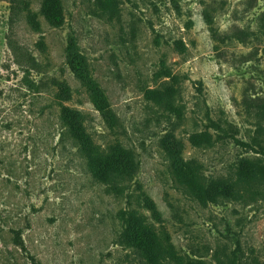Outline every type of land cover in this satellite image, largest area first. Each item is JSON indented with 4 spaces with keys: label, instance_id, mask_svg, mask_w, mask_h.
Masks as SVG:
<instances>
[{
    "label": "rangeland",
    "instance_id": "obj_1",
    "mask_svg": "<svg viewBox=\"0 0 264 264\" xmlns=\"http://www.w3.org/2000/svg\"><path fill=\"white\" fill-rule=\"evenodd\" d=\"M107 1L60 0L55 27L44 0H0V264H148L119 219L132 208L185 264L224 253L264 264V190L202 206L165 147L177 142L212 179L235 180L243 161L264 165V0ZM152 91L160 105L145 98ZM65 107L100 151L119 143L135 154L124 195L92 176ZM205 131L213 146H192ZM142 193L159 219L139 207Z\"/></svg>",
    "mask_w": 264,
    "mask_h": 264
},
{
    "label": "trees",
    "instance_id": "obj_2",
    "mask_svg": "<svg viewBox=\"0 0 264 264\" xmlns=\"http://www.w3.org/2000/svg\"><path fill=\"white\" fill-rule=\"evenodd\" d=\"M103 4V0H98ZM254 0H248V7L251 8ZM108 3L114 0H108ZM28 24L36 32H41V24L38 16L28 7L25 8ZM42 14L52 26L60 27L63 21V8L60 0H44ZM264 22V14L262 15ZM216 31V30H215ZM216 34L219 33L216 31ZM247 35L242 30H236L234 38L244 40ZM244 42V41H243ZM159 91H152L146 94L148 101H154L157 105L162 103L163 97L157 96ZM172 104V102H170ZM260 113L264 115V105L259 106ZM81 114L68 107L61 111V120L68 126L73 137L80 143L85 154L88 167L92 176L99 182L107 185L108 192L124 195L128 184L132 181L138 171V162L135 154L121 144L116 143L108 146L102 152L96 148L86 133L80 119ZM192 146L196 148L211 147L214 144L212 135L208 132L194 134L190 137ZM264 152V145L257 143ZM167 148L168 157L177 182L199 202L202 206L220 201H241L247 195H260L264 190V165L252 161H243L237 172V178L212 179L203 173V165L196 159L186 160L180 151L177 142H173L171 148ZM139 207L146 209L151 215L159 219L160 213L156 204L143 193L139 196ZM119 219L125 229V239L128 244L139 251L140 255L148 264H185L174 250V247L164 241L152 225L148 216L138 208L122 210ZM16 243L25 251L26 247L19 232L15 233ZM222 257V258H221ZM218 264H232V255L224 253L223 256L216 255ZM187 264H204L201 261Z\"/></svg>",
    "mask_w": 264,
    "mask_h": 264
}]
</instances>
